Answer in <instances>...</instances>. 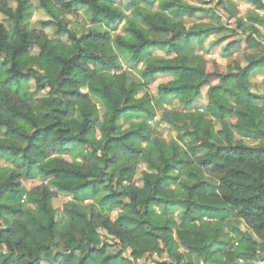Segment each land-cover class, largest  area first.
<instances>
[{"label": "clouds", "instance_id": "obj_1", "mask_svg": "<svg viewBox=\"0 0 264 264\" xmlns=\"http://www.w3.org/2000/svg\"><path fill=\"white\" fill-rule=\"evenodd\" d=\"M0 264H264V0H0Z\"/></svg>", "mask_w": 264, "mask_h": 264}, {"label": "trees", "instance_id": "obj_2", "mask_svg": "<svg viewBox=\"0 0 264 264\" xmlns=\"http://www.w3.org/2000/svg\"><path fill=\"white\" fill-rule=\"evenodd\" d=\"M213 259L215 260L216 258L214 257Z\"/></svg>", "mask_w": 264, "mask_h": 264}]
</instances>
